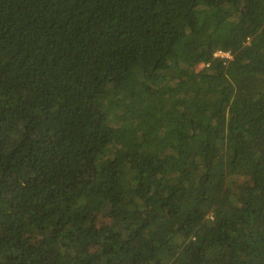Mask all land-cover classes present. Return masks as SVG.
<instances>
[{
	"label": "trees",
	"instance_id": "16d2710c",
	"mask_svg": "<svg viewBox=\"0 0 264 264\" xmlns=\"http://www.w3.org/2000/svg\"><path fill=\"white\" fill-rule=\"evenodd\" d=\"M0 264H264V0H0Z\"/></svg>",
	"mask_w": 264,
	"mask_h": 264
},
{
	"label": "clouds",
	"instance_id": "9594fccd",
	"mask_svg": "<svg viewBox=\"0 0 264 264\" xmlns=\"http://www.w3.org/2000/svg\"><path fill=\"white\" fill-rule=\"evenodd\" d=\"M219 53H221V52H219ZM229 55V53H222V56L221 55H218V53H216V57H225V56H228Z\"/></svg>",
	"mask_w": 264,
	"mask_h": 264
},
{
	"label": "built area",
	"instance_id": "2783aa9c",
	"mask_svg": "<svg viewBox=\"0 0 264 264\" xmlns=\"http://www.w3.org/2000/svg\"><path fill=\"white\" fill-rule=\"evenodd\" d=\"M218 55H221L222 56V53H218Z\"/></svg>",
	"mask_w": 264,
	"mask_h": 264
}]
</instances>
